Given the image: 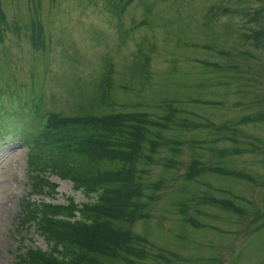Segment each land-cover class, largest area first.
<instances>
[{"label": "rangeland", "instance_id": "374dc122", "mask_svg": "<svg viewBox=\"0 0 264 264\" xmlns=\"http://www.w3.org/2000/svg\"><path fill=\"white\" fill-rule=\"evenodd\" d=\"M124 1L0 0L7 25L15 27L0 40V264H21L17 256L26 248H49L34 227L19 219L23 199L50 200L32 192L34 166L17 134L34 121L37 106L39 116H81L96 113L91 105L103 96L106 112L158 116L157 104L167 98L181 103L182 116L193 114L216 125L264 112V40L253 47L242 38L264 23V0H133L125 7ZM209 8L213 12L208 19ZM253 14L260 21H249ZM33 20L43 29L42 49L32 48L24 35ZM210 45L214 51L204 48ZM201 61L230 66L232 74L213 72ZM143 70L147 78L142 81ZM240 130L258 141L257 149L218 162L249 175L250 182L207 172L192 182L183 180L187 144L176 170L163 171L159 160L146 169L145 182L164 179L148 209V238L154 248L176 254L175 264H264V122ZM164 134L170 137L175 131ZM192 136L214 138L200 129L185 132L183 139ZM223 139L216 142L218 148L250 149L246 138H238L237 144ZM201 153L206 168L216 162L214 153ZM164 154L160 149L157 155ZM49 180L57 185L54 203L64 204L68 197L77 204L95 199L75 191L69 181L54 175ZM202 196L231 200L244 216L201 205ZM190 218L200 227H192ZM141 230L137 222L133 231Z\"/></svg>", "mask_w": 264, "mask_h": 264}, {"label": "trees", "instance_id": "16d2710c", "mask_svg": "<svg viewBox=\"0 0 264 264\" xmlns=\"http://www.w3.org/2000/svg\"><path fill=\"white\" fill-rule=\"evenodd\" d=\"M132 1L125 0L124 7ZM212 12L209 8L205 18L209 19ZM256 20L260 21L257 14L249 19L254 23ZM14 30V26L7 25L0 9V40L4 31ZM24 35L32 48H43V29L38 20L30 22ZM242 38L252 43L253 47L260 46L264 40V23L258 29L243 33ZM204 48L214 51L211 45L210 49L209 46ZM215 52L221 56L228 55L222 50ZM144 62L142 67L145 69ZM200 63L206 69L213 68V72L231 73L233 70L225 64ZM145 73L143 70L142 81L147 78ZM189 100L184 101L221 105L213 101ZM179 104L174 99L162 98L157 104L158 116H150L146 112H116L113 109L106 112L107 104L103 96H98L97 102L91 105L96 113L81 116L48 112L39 116L40 108L37 106L34 121L17 134L28 146L29 159L34 166L32 192L50 200L32 202L23 199L19 219L21 224L34 227L49 248L46 251L26 248L23 254L17 256L18 261L21 264H141L145 260L154 264H175L179 261L176 254L154 248L148 238V209L155 202L157 192L164 187V179L160 176L153 182H145L146 169L159 160L163 171L176 170L181 164L179 157L184 144H187L189 161L183 180L192 182L207 172L250 182L249 175L227 170L218 161L225 156H236L242 151L252 153L257 149L258 141L243 134L240 127L264 122V112L259 110L238 118L232 124L216 125L200 121L201 118L193 114L182 116L184 111ZM200 129L214 138L197 140L192 136L184 141L185 132ZM171 130L175 134L166 137L164 133ZM215 134H223V137H216ZM224 136L226 139H223ZM238 138L249 140L250 149L241 150L234 145L226 150L216 145L221 139L237 144ZM160 149L165 151L162 157L157 155ZM203 149L217 156L216 162L207 168L201 153ZM47 172L60 180L69 181L75 191L87 197L95 196V199L77 204L73 197H68L64 204L52 202L57 185L49 180ZM179 204V211L183 214V204ZM200 204L244 216V212L231 200L202 196ZM137 222L142 225L140 233L133 231ZM187 222L194 228L200 227L194 218Z\"/></svg>", "mask_w": 264, "mask_h": 264}]
</instances>
